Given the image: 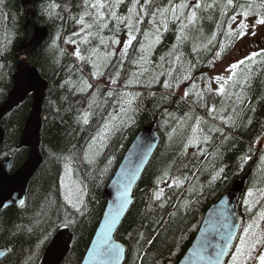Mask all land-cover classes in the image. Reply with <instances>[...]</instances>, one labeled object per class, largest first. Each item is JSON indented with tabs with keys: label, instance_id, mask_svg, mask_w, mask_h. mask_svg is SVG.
<instances>
[{
	"label": "trees",
	"instance_id": "trees-1",
	"mask_svg": "<svg viewBox=\"0 0 264 264\" xmlns=\"http://www.w3.org/2000/svg\"><path fill=\"white\" fill-rule=\"evenodd\" d=\"M172 2L178 5L181 0ZM200 2L202 7L195 9L197 18L184 29L186 39H177L180 21L169 13L164 30L157 13L155 25L160 27V39L148 50L149 41L155 40L151 13L169 4V0H151L148 14H141L136 25L139 31L134 32L136 39L127 56L119 53L104 62L100 55L112 50L110 43L122 33L120 26L125 31L126 20L117 25L114 18L106 17L108 27L103 31L98 26L82 31L78 21L85 12L84 0H37L33 22L46 29L48 36L28 57L27 65L47 83L40 134L43 163L27 187L24 206L10 207L0 214V249L10 248L1 264H41L48 244L63 229L73 238L62 264H81L106 205L104 191L145 127L154 128L161 143L115 234L126 248L123 264H177L206 210L238 181L245 182L239 201L243 218L240 233L257 213L258 206L249 211L242 199L247 190L264 191V149L257 147L264 136V49L251 51L244 64L233 70V79L227 84L224 80L228 78L217 82L209 70L215 60L222 61L233 52L240 38L239 29L231 30L234 21L230 17L243 16L251 3L247 17L264 18V8L260 7L264 0H233L232 7H225L226 0ZM186 3L184 17L196 0ZM208 4L213 7L208 8ZM131 6L132 0H122L115 11L127 17ZM102 11L107 14L108 9ZM184 17L181 19L187 24ZM85 22L91 23L92 17L85 16ZM26 24L27 10L21 0L0 3V107L13 87L19 65L17 50L33 35L32 27L25 30ZM145 32L150 34L148 38ZM77 50L85 59L77 58ZM145 54L148 63H134ZM85 82L90 87H85ZM165 83L171 86L165 87ZM221 84L225 94L217 92ZM124 93L130 94L124 100L135 99L130 108L125 104V111H121ZM31 104L32 95H28L27 102L8 113L0 124L4 133L0 163L10 159L11 174L28 156L20 141ZM210 109L216 111L210 114ZM197 118L198 139L189 144ZM106 122L108 131L104 129ZM102 130L104 136H98ZM220 168L224 171L212 181ZM67 170L78 185L72 197L62 189ZM174 178L183 181L180 187L173 184ZM161 189L163 195L157 200L154 194Z\"/></svg>",
	"mask_w": 264,
	"mask_h": 264
},
{
	"label": "water",
	"instance_id": "water-1",
	"mask_svg": "<svg viewBox=\"0 0 264 264\" xmlns=\"http://www.w3.org/2000/svg\"><path fill=\"white\" fill-rule=\"evenodd\" d=\"M22 7L27 10V24L33 29L31 41L23 42L18 50L19 65L13 77V87L7 101L0 107V124L3 118L20 104L26 103L28 95H32L31 113L22 132L20 145L28 150V156L22 167L11 174V160L0 163V214L10 207L21 209L25 204L26 191L30 181L43 163L41 157L40 134L42 127V105L45 99L47 83L42 80L35 68L27 65L28 57L46 40V29L38 28L31 17H34V6L37 0H21ZM32 10V11H31ZM29 20L31 24H28ZM4 133L0 126V146ZM161 143L160 136L152 127L143 128L135 137L123 156L112 180L104 191L106 205L95 234L81 264H123L126 248L115 239V234L126 218L133 204L136 186L146 168L154 157ZM244 180L233 184L231 190L210 206L200 223L186 252L177 264H208L214 252L210 245H223L227 224L235 233L220 264H225L239 237L243 223L240 215L239 200L244 191ZM72 234L68 229L58 231L44 251L41 264H62L70 252ZM111 249V254L106 250ZM202 249L204 259L196 255ZM10 248L0 249V264L9 255Z\"/></svg>",
	"mask_w": 264,
	"mask_h": 264
},
{
	"label": "snow or ice",
	"instance_id": "snow-or-ice-1",
	"mask_svg": "<svg viewBox=\"0 0 264 264\" xmlns=\"http://www.w3.org/2000/svg\"><path fill=\"white\" fill-rule=\"evenodd\" d=\"M0 3H3V0H0ZM120 3H122V0H84L85 12L80 16L78 23L83 25L82 31L85 29H91L93 26H98L99 29L103 31L104 28L108 27L107 18H114L117 22V25L124 23L126 20L127 21L126 27L128 28L129 32H128V39L125 41L124 48L121 50V56L124 57V56H127V49L132 45L133 40L136 39L134 32L139 31V28L136 27V25L141 22V19H142L141 14H144V15L148 14V6L150 5L151 0H143V3H141V0H132V6L129 8V15L127 17H120L117 15L115 8L118 7ZM232 6H233V0H226L225 7H232ZM52 7L55 8V5H53ZM187 7H188V4L186 3V0H181V3L178 5L174 4L172 0H169V4L167 7L157 8L155 12L151 13L153 17V24H154V29H155V40L149 41L148 50L151 49L153 43H158L160 39V27L155 25V17L157 16V13L161 17V25L163 26L164 30H167L168 14L171 13V16L174 20L180 21V26H179L180 35H178L177 39L181 40L182 38L183 39L187 38L184 35V29L187 27L188 24L194 23L195 19L197 18V13L195 9L201 8L202 5H201L200 0H196V3L192 5L193 10L190 11L186 17H184V9ZM207 7L211 8L213 7V4H208ZM240 7H244V6L241 5ZM260 7L264 8V3H262ZM105 8L108 9L107 14L104 11H102V9H105ZM88 9H93L94 12L88 11ZM251 9H252V4L249 3L247 8L241 14L247 17L250 14ZM223 14L225 13L222 12V15ZM85 16H91L92 22L86 23ZM182 17H184L187 20V24L184 23L183 19H181ZM230 19L232 21H235L236 17L232 16L230 17ZM256 22L258 24H264V18H260ZM246 27H247L246 24L241 23L240 24L241 32H243V29H245ZM76 35H79V33H77ZM89 35H93V34L89 33ZM144 35H145V38H148L150 34L145 32ZM214 38L215 36L213 35L212 39ZM86 39L87 37H85V40ZM101 42L102 43L104 42L103 38H101ZM112 43L115 45V44L120 43V41L113 39ZM209 43H211V41H209ZM174 49H175V46H174ZM141 50L145 51V45L143 43H141ZM75 55L77 56L78 59H81V60L85 59V57H83L80 54L79 50L75 52ZM112 55L113 53L111 52L106 54L107 57H110ZM217 55L219 56L220 53H217ZM176 58L179 59V56H177ZM161 59L163 60V57H161ZM247 59H251V57H248ZM140 62H143L144 64L148 63L146 54L141 56L140 61H136L134 63H140ZM244 62H245L244 60H241L239 61L238 64L231 65V69L238 68L239 65L244 64ZM143 71L146 72L148 71V69L144 68ZM140 74L142 75L143 72H141ZM93 75L95 76L96 73H93ZM216 79H217V82H219L223 80L224 78L217 77ZM232 79L233 77L229 76L227 80H224V84H227L228 80H232ZM245 79H247V77ZM112 83L113 84L116 83V80L113 79ZM224 84H221L220 88L217 90L218 94H225L226 89L224 87ZM170 86H171L170 84L165 83V87H170ZM85 87H90V85H87V83L85 82ZM188 94H189L188 91H185L184 95L187 96ZM109 95H112V93L109 92ZM121 95H122L121 111H125L124 105L127 104L130 108L135 97L132 96L131 98L124 100L123 97L129 96L130 94L124 93ZM237 95L239 96V94ZM215 111H216L215 109L209 110L210 114ZM231 119L232 118L229 117L228 121H231ZM228 121H224V122L227 123ZM87 122H88L87 114H85L84 123H87ZM199 124H200V120L199 118H197L196 126H194L192 129L193 137L189 138V144L193 143L196 139H198V137H196L195 134L199 131ZM108 128H109V124L108 122H106L104 125V129L106 130ZM210 131H218V129H210ZM98 136L103 137L104 130L98 133ZM207 139H208L207 137H204L205 142H207ZM95 141H96V137L93 138V142ZM187 146L188 145H185L186 148ZM262 162H264V157H262ZM223 171L224 169L220 168L212 176V181L217 180ZM185 179L187 178L185 177ZM212 181H210V183ZM182 183H183L182 180L175 179V178L173 179V184L176 187H180ZM169 186L171 187L172 185H169ZM193 190L194 189H190V191H193ZM162 195H163V190L161 189L160 191L154 194V197L155 199L159 200L162 197ZM247 196L252 197L253 192L250 190L247 193ZM261 196L264 197V191L261 192ZM244 202L246 206L251 208L252 205L248 199H245ZM258 215L260 216L261 220H264V213H260ZM254 224H255V228H254ZM221 228L225 229V232L223 235L224 243L223 245H219V246L210 245L211 247H213L214 252L212 254V258L209 259L208 264H220L221 257L225 255V252L227 251L228 246L231 243L235 235V233L229 229V226L226 223L221 224ZM256 229H259V221H254L253 223H250L247 226L243 227L242 234L239 235L238 237L239 244L234 246L235 252L231 254L232 255L231 264H238V257H241V256H244L246 260H253L254 262H256V264H264V251H260L256 257H252L251 255L252 252L257 250V245H264V239H262L260 235H257ZM252 237H255V239H253ZM204 251H206V249H202L200 252L196 253V255L199 256L200 259L202 260L204 259V255H203ZM106 252L107 254H111V249L110 248L107 249ZM225 264H227V262H225Z\"/></svg>",
	"mask_w": 264,
	"mask_h": 264
},
{
	"label": "rangeland",
	"instance_id": "rangeland-1",
	"mask_svg": "<svg viewBox=\"0 0 264 264\" xmlns=\"http://www.w3.org/2000/svg\"><path fill=\"white\" fill-rule=\"evenodd\" d=\"M32 11V10H31ZM33 20L34 17H31ZM258 18L256 17H245V16H239L236 18L234 21L233 25L231 26V30L237 31L239 29L240 31V38L235 45V48L231 54H229L224 60L219 61L215 60L211 66L209 73L215 77H222L224 79H227L231 73L233 72L234 69H231V65L233 64H238L239 61L244 60L247 55L251 52L254 51L255 49H264L263 47V42H264V24H258L256 21ZM244 23L247 25L245 29H243V32H241L240 29V24ZM127 24V21H126ZM122 29V33L116 35L114 37L115 40L120 41V43L115 44L113 47V43L111 42L110 44L112 45V50L111 48L106 49L104 53L100 55V60L101 61H106L108 58L106 56L107 53L112 52L113 56H119L118 54L121 53V50L124 48V43L128 39V28L125 25V31L123 32V27L120 26ZM110 128L106 129L108 131ZM257 147L264 149V136L262 139H260L257 143ZM69 170L65 171L64 176L62 178L63 180V185L62 189L63 192L66 193H71L70 196L72 197V193L76 192L78 190V185L76 184L75 180L71 176ZM250 190H247L245 192V195L242 199V201H245L247 198V193ZM253 196L248 197V200L251 203V208H248L249 211L253 210L256 206L257 207V213L253 216V218L247 223L245 226H247L250 223H253L254 221H259V229H256L257 235H260L262 239H264V220L260 219V216L258 214L264 213V197L261 196V192L259 191H253ZM69 194H65V197H67ZM258 201V202H257ZM243 226V227H245ZM255 228V224H254ZM243 230V229H242ZM242 234V231L240 235ZM255 239V237H252ZM239 244V239H237L236 244ZM260 251H264V245H257V250L252 252L251 255L252 257H256ZM235 252V247L232 250V253ZM231 253V254H232ZM230 254L227 264H231V259L232 255ZM238 264H256L253 260H246L244 256L238 257Z\"/></svg>",
	"mask_w": 264,
	"mask_h": 264
},
{
	"label": "bare ground",
	"instance_id": "bare-ground-1",
	"mask_svg": "<svg viewBox=\"0 0 264 264\" xmlns=\"http://www.w3.org/2000/svg\"><path fill=\"white\" fill-rule=\"evenodd\" d=\"M43 106V105H42Z\"/></svg>",
	"mask_w": 264,
	"mask_h": 264
}]
</instances>
